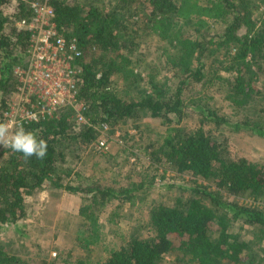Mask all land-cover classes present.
<instances>
[{
    "label": "trees",
    "instance_id": "trees-1",
    "mask_svg": "<svg viewBox=\"0 0 264 264\" xmlns=\"http://www.w3.org/2000/svg\"><path fill=\"white\" fill-rule=\"evenodd\" d=\"M10 1L0 0V122L15 90L14 68L27 64L30 45L28 31L14 24L31 16L29 4L18 0L6 14L1 7ZM46 1L54 10L57 29L65 37L75 36L82 51L77 98L87 103L89 121L78 126L67 106L55 116L22 123L46 140L47 153L37 159L25 158L8 147L1 152L0 224L23 218L26 195L44 187L81 197L84 202L79 213L90 228L96 222L97 209L130 199L137 185L112 186L90 176L68 181L66 149L93 142L99 134L97 125L115 126L147 112L173 125L166 137L152 145V157L208 180L214 187L195 184L189 188L192 196L184 203L154 204L148 213L152 235L131 236L111 249L101 264H159L173 251L176 264H259L252 252L243 254L247 243L237 241L227 229L234 219H240L264 230V208L239 205L225 198L223 192L237 195L243 191L252 198L264 197V160L226 159V141L213 136L210 128H247L264 136V128L249 123L247 117L231 120V115L256 93H263L264 23L256 25L252 0H139L148 9L139 27L123 22L117 4L127 0H115L117 4L105 12L65 0ZM150 34L161 42L172 80L149 76L150 90L125 98L124 89L133 87L137 77L128 67L130 55ZM218 56L227 58L226 64H219ZM115 77L122 79L123 90L112 85ZM205 86L230 101L234 110L219 113L205 94L196 98L194 94ZM193 115L199 118L198 126H177ZM84 235L82 231L78 235L82 247L92 241L89 234ZM0 264L29 263L0 247Z\"/></svg>",
    "mask_w": 264,
    "mask_h": 264
},
{
    "label": "rangeland",
    "instance_id": "rangeland-1",
    "mask_svg": "<svg viewBox=\"0 0 264 264\" xmlns=\"http://www.w3.org/2000/svg\"><path fill=\"white\" fill-rule=\"evenodd\" d=\"M17 1L11 0L2 6L3 12L8 14ZM65 1L78 3L85 9L94 6L103 12L117 4L115 0ZM117 6L126 26L139 27L144 24L148 9L139 0H127ZM251 11L257 26L264 23V0H252ZM166 58L161 42L156 37L150 34L141 41L138 49L130 55L128 64L129 70L137 76L136 83L124 89L123 96L134 97L143 90H150L149 76L154 75L160 81L172 80ZM217 62L226 64L227 58L218 56ZM112 85L122 90L125 87L119 77H115ZM261 91L262 94L256 93L249 103L235 111L231 120L238 121L247 117L249 123L264 128V87ZM204 94L209 99V105L219 113L234 110L230 101L215 92L213 87H202L194 95L199 98ZM198 121L199 118L193 115L183 118L177 126L190 129L198 126ZM171 126L143 112L136 120L127 119L109 126L107 131H100L98 137L88 145L78 147L77 143L72 144L66 149L64 164L69 169L68 181L76 182L81 176H90L112 186L137 185L131 198L97 209L96 222L90 228L79 213L84 201L77 194L50 187L33 191L26 195L25 216L15 223L0 224V247L29 264H101L111 249L131 236H151L148 213L154 204L184 203L192 196L189 188L195 184L214 187L208 180L178 171L164 159L152 157V145L166 137ZM210 128L213 136L226 141V159L244 157L256 163L264 160V136L247 128L239 131H232L227 126ZM99 137L106 139V149L98 148ZM5 148L6 145L0 146V156ZM223 195L239 205L264 208V197L252 198L243 191L237 195L223 192ZM227 230L237 241L247 243L243 254L252 252L255 261L264 264L263 229L234 219ZM80 231L85 237L89 234L92 239L85 247L78 242ZM174 244L177 246L178 242ZM159 264H176V251L165 254Z\"/></svg>",
    "mask_w": 264,
    "mask_h": 264
},
{
    "label": "built area",
    "instance_id": "built-area-1",
    "mask_svg": "<svg viewBox=\"0 0 264 264\" xmlns=\"http://www.w3.org/2000/svg\"><path fill=\"white\" fill-rule=\"evenodd\" d=\"M26 1L31 9L29 18L14 24L29 33L28 60L25 66H16L15 90L10 96L3 122L14 125L55 116L63 107L72 109V118L78 124H87V103L77 98L82 82V51L75 36L65 37L54 21V10L46 0ZM100 131L109 130L102 123ZM99 149H106V139L97 140ZM55 255V253H53Z\"/></svg>",
    "mask_w": 264,
    "mask_h": 264
},
{
    "label": "clouds",
    "instance_id": "clouds-1",
    "mask_svg": "<svg viewBox=\"0 0 264 264\" xmlns=\"http://www.w3.org/2000/svg\"><path fill=\"white\" fill-rule=\"evenodd\" d=\"M13 125L0 122V146L6 145L13 152H19L25 158L35 156L43 159L47 153V142L38 137L32 130H27L23 124H15V131H10Z\"/></svg>",
    "mask_w": 264,
    "mask_h": 264
}]
</instances>
